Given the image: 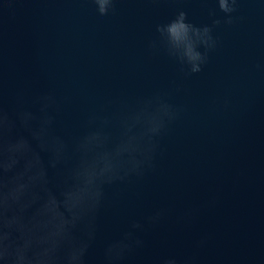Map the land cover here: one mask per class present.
Returning a JSON list of instances; mask_svg holds the SVG:
<instances>
[{
    "label": "water",
    "instance_id": "1",
    "mask_svg": "<svg viewBox=\"0 0 264 264\" xmlns=\"http://www.w3.org/2000/svg\"><path fill=\"white\" fill-rule=\"evenodd\" d=\"M49 101L65 138L160 115L142 174L106 188L86 264H264V0H0V113Z\"/></svg>",
    "mask_w": 264,
    "mask_h": 264
},
{
    "label": "clouds",
    "instance_id": "2",
    "mask_svg": "<svg viewBox=\"0 0 264 264\" xmlns=\"http://www.w3.org/2000/svg\"><path fill=\"white\" fill-rule=\"evenodd\" d=\"M98 2L103 10L109 0ZM182 20L183 13L168 26L172 37L187 32ZM183 54L198 71L200 55L190 46ZM50 103L39 117L22 111L10 120L0 113V176L22 165L6 184L0 182V264H86L106 188L141 175L150 162L159 112L142 109L125 117L115 138L104 131L107 121L92 128L94 118L89 130L65 138L51 132L53 118L45 111Z\"/></svg>",
    "mask_w": 264,
    "mask_h": 264
}]
</instances>
